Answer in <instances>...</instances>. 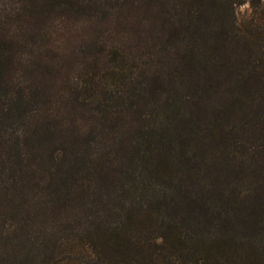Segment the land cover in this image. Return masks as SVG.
<instances>
[{
  "label": "trees",
  "instance_id": "trees-1",
  "mask_svg": "<svg viewBox=\"0 0 264 264\" xmlns=\"http://www.w3.org/2000/svg\"><path fill=\"white\" fill-rule=\"evenodd\" d=\"M241 2L0 0V264H264Z\"/></svg>",
  "mask_w": 264,
  "mask_h": 264
},
{
  "label": "rangeland",
  "instance_id": "rangeland-1",
  "mask_svg": "<svg viewBox=\"0 0 264 264\" xmlns=\"http://www.w3.org/2000/svg\"><path fill=\"white\" fill-rule=\"evenodd\" d=\"M248 1L249 0H242V2L235 9L236 20L239 24L246 25L247 21L252 15L253 9H251V7L249 6ZM257 11L263 14L264 16V0H258ZM64 42L67 45L74 44V42H72L70 39L62 41L63 44Z\"/></svg>",
  "mask_w": 264,
  "mask_h": 264
}]
</instances>
